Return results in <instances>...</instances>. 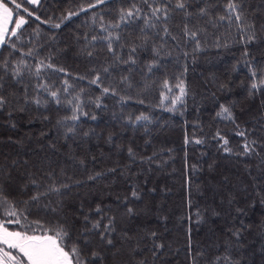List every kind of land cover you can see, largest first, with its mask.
I'll return each instance as SVG.
<instances>
[{"label": "trees", "instance_id": "16d2710c", "mask_svg": "<svg viewBox=\"0 0 264 264\" xmlns=\"http://www.w3.org/2000/svg\"><path fill=\"white\" fill-rule=\"evenodd\" d=\"M126 6L123 0H111L101 12L115 15L116 10ZM242 6L257 25L259 36L247 45L246 59L264 68V33L260 31L264 25V0H243ZM75 7L74 0H41L36 14L42 20L61 17ZM197 7L192 5L193 9ZM38 23L32 22L28 31L32 32ZM180 23L177 18L170 26ZM89 26L90 17L84 14L65 21L60 29L49 30L48 25H41L37 43L44 45L45 55L54 53L56 62L73 75H83L91 65L78 54L75 37ZM132 30V25L126 28L129 35ZM236 35L234 28L209 25L203 50L188 57L183 52L191 53V47L170 44L171 55L153 79L183 73L188 95L176 112L156 106L158 89H136L134 100L126 104L111 96L101 99L100 108L88 104L85 111L96 118L82 117L76 134L66 138L64 129L56 125L65 115L63 110L57 112L52 106L45 111L31 106L20 111L25 106L14 105L0 113V167L11 174L14 185L26 184V173L49 167L59 174V180L82 182L62 198L52 196L50 207L57 213L48 212L49 219L57 214L67 216L79 228L82 212L89 213L97 205L110 208L109 215L116 217L112 244L92 238L94 250L100 252L98 264H189V237L193 254L196 247L205 253L199 264H211L217 252L224 251L225 241L232 244V255L239 264H264V150L258 148L259 155L250 158L227 154L220 148L222 142L214 139L219 131L234 150H239L242 143V138L235 135L236 126L216 116L219 105L225 104L233 106L241 128L254 129L250 139L264 143V129L257 124L264 123V92L249 95L248 70L238 68L244 62V47L233 42ZM217 38L228 46L217 47ZM104 55L102 52L101 59ZM149 55L141 52L140 60L147 62ZM133 75L138 81L142 79L138 73ZM219 85L225 88L220 90ZM80 86L90 93L87 99L94 101L100 96V91L94 86L89 88L86 81ZM15 87L19 86H6V90L14 92ZM135 99H144L145 104ZM140 111H146L151 118L147 129L127 124L128 113ZM195 139L204 143L192 142ZM129 147L137 154L135 162L129 158ZM148 157H152L151 161H147ZM13 162L16 167H12ZM96 173H101L97 179H88ZM133 186L140 199L128 201L127 206L136 213L128 216L123 203L117 200L129 196ZM211 188L215 192L209 195ZM196 209L201 213L199 221L194 215ZM43 217L45 213L41 211L39 217L29 219ZM235 229L241 230L240 244L231 236L230 230ZM152 232L157 236L152 237ZM154 243L164 247L154 253Z\"/></svg>", "mask_w": 264, "mask_h": 264}, {"label": "snow or ice", "instance_id": "6c2138e0", "mask_svg": "<svg viewBox=\"0 0 264 264\" xmlns=\"http://www.w3.org/2000/svg\"><path fill=\"white\" fill-rule=\"evenodd\" d=\"M110 2L74 0L77 7L66 14L42 20L36 14L41 0H0V113L17 104L25 106L20 111H26L31 106L48 111L54 106L57 112H65L56 121L57 128L64 129L65 137L71 138L79 128L81 118L90 116L85 111L88 104L100 108L101 99L107 96L118 98L119 102L126 104L134 100L133 92L136 89L146 91L155 88L158 89L156 106L176 112L178 106L184 105L188 95L183 73L171 78L165 76L162 80H154L153 77L164 66L165 58L171 55L170 44L177 48L181 44L191 47V53L183 52L184 57L202 51V42H207L209 25L235 29L237 35L233 37V42L244 47V62L238 68L248 70L249 83L246 87L249 95L264 92V68L246 59L249 55L247 45L255 42L259 36L257 25L244 12L243 0H123L127 6L116 10L115 15L101 12ZM193 4L199 7L193 9ZM81 14L90 17V26L80 32L75 40L79 45L78 54L91 67L83 75H73L56 62L54 53L45 55L44 45L38 44L37 40L41 25H48L49 30L60 29L65 21ZM177 18L181 23L170 26ZM35 21L39 23L29 32ZM137 21L140 23L137 24ZM129 25L133 26L132 35L126 31ZM260 31L264 33V25L260 26ZM52 39L54 41L55 37ZM215 45L228 46L227 43L222 44L219 38ZM102 52L106 55L101 59ZM141 52L150 54L147 62L140 60ZM133 73H138L142 79L136 80ZM82 81H86L89 88L94 86L98 89L100 96L94 101L87 99L90 93L80 86ZM6 86L19 87H15L14 92H8ZM219 88L223 90L225 85H219ZM135 102L145 104L144 99H135ZM232 108V105L220 104L216 116L236 126L235 135L242 138L239 150H234L219 131L214 139L218 143L222 142L220 148L227 154L249 158L259 155L257 149L264 150V143L250 139L254 129L241 128L236 123ZM90 118L96 117L91 115ZM147 123H151V118L146 111L127 115L128 125L147 129ZM257 124L264 129V123L257 121ZM185 142L189 141L186 139ZM192 142L204 143L202 139ZM127 151L129 158L135 162L137 154L134 149L129 147ZM151 159L148 157L147 161ZM261 163L264 164V159ZM12 167H16V162H13ZM100 175L96 173L88 179L95 180ZM58 176L51 167L47 170L37 169L36 172L26 173V184L14 185L11 174L0 167V264H93L94 261L98 264L100 252L94 250L92 238L102 244H112L110 236L115 231L116 217L109 215L112 211L110 208L97 205L89 213L82 212L83 221L79 228L67 216L57 214L51 219L47 218L48 212L57 213V209L50 207L52 196L62 198L72 186L82 183L72 181L69 184L66 180H59ZM67 179L71 180L70 177ZM21 196H27V199H21ZM139 199L140 193L133 186L130 195L124 197L123 201L118 199L117 203H123L126 215L134 216V209L127 204L129 200ZM33 209L38 211L33 212ZM41 211L45 217L29 219L31 216L39 217ZM194 215L199 221V209ZM230 231L236 243L240 244L241 230ZM150 235L156 237L157 233L152 232ZM163 247V244L154 243L152 251L155 253ZM231 249L232 244L225 241L224 251H218L211 264H239ZM187 251L189 264H199V258L205 255L199 247L195 248L193 254L190 237Z\"/></svg>", "mask_w": 264, "mask_h": 264}, {"label": "rangeland", "instance_id": "374dc122", "mask_svg": "<svg viewBox=\"0 0 264 264\" xmlns=\"http://www.w3.org/2000/svg\"><path fill=\"white\" fill-rule=\"evenodd\" d=\"M215 192V190L213 188H211V190L209 191V195H212Z\"/></svg>", "mask_w": 264, "mask_h": 264}]
</instances>
